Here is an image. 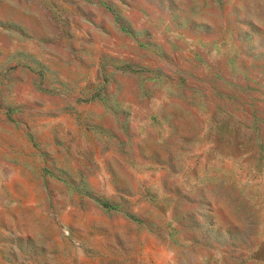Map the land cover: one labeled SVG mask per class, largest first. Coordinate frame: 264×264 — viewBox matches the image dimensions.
I'll use <instances>...</instances> for the list:
<instances>
[{
	"label": "rangeland",
	"instance_id": "obj_1",
	"mask_svg": "<svg viewBox=\"0 0 264 264\" xmlns=\"http://www.w3.org/2000/svg\"><path fill=\"white\" fill-rule=\"evenodd\" d=\"M0 264H264V0H0Z\"/></svg>",
	"mask_w": 264,
	"mask_h": 264
}]
</instances>
